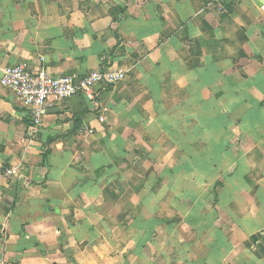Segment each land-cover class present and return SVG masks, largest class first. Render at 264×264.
I'll return each instance as SVG.
<instances>
[{
	"label": "crops",
	"instance_id": "1",
	"mask_svg": "<svg viewBox=\"0 0 264 264\" xmlns=\"http://www.w3.org/2000/svg\"><path fill=\"white\" fill-rule=\"evenodd\" d=\"M261 6L0 0V68L124 73L36 126L0 85V264H264Z\"/></svg>",
	"mask_w": 264,
	"mask_h": 264
},
{
	"label": "built area",
	"instance_id": "2",
	"mask_svg": "<svg viewBox=\"0 0 264 264\" xmlns=\"http://www.w3.org/2000/svg\"><path fill=\"white\" fill-rule=\"evenodd\" d=\"M228 0H210V4L220 11L226 9ZM264 9V6H261ZM0 85L9 88L17 100L28 108L33 125H37L46 101L52 98L62 101L75 94L82 93L93 101L96 89L101 83L114 84L124 77L120 70H94L83 76L52 75L44 69L30 71L25 61L0 68ZM103 120V117H99ZM5 174H17L15 168H6Z\"/></svg>",
	"mask_w": 264,
	"mask_h": 264
},
{
	"label": "water",
	"instance_id": "3",
	"mask_svg": "<svg viewBox=\"0 0 264 264\" xmlns=\"http://www.w3.org/2000/svg\"><path fill=\"white\" fill-rule=\"evenodd\" d=\"M2 76V72L0 71V77Z\"/></svg>",
	"mask_w": 264,
	"mask_h": 264
},
{
	"label": "trees",
	"instance_id": "4",
	"mask_svg": "<svg viewBox=\"0 0 264 264\" xmlns=\"http://www.w3.org/2000/svg\"><path fill=\"white\" fill-rule=\"evenodd\" d=\"M109 85V84H108ZM43 164H44V157H43Z\"/></svg>",
	"mask_w": 264,
	"mask_h": 264
}]
</instances>
